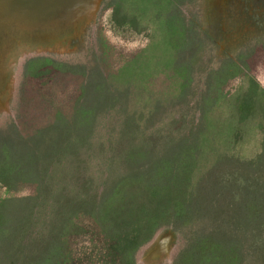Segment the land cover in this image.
Here are the masks:
<instances>
[{
	"label": "rangeland",
	"instance_id": "1",
	"mask_svg": "<svg viewBox=\"0 0 264 264\" xmlns=\"http://www.w3.org/2000/svg\"><path fill=\"white\" fill-rule=\"evenodd\" d=\"M98 5L63 47L35 34L0 58V264H264V131L235 109L264 89V0ZM178 159L201 214L108 236L104 198Z\"/></svg>",
	"mask_w": 264,
	"mask_h": 264
},
{
	"label": "trees",
	"instance_id": "2",
	"mask_svg": "<svg viewBox=\"0 0 264 264\" xmlns=\"http://www.w3.org/2000/svg\"><path fill=\"white\" fill-rule=\"evenodd\" d=\"M237 104L241 108L235 105L236 112L241 113L244 122L245 116L256 106L264 131V89L251 80L249 89L239 95ZM164 168L159 172L152 170L145 177L125 178L104 198L97 220L108 236L139 246L148 242L162 225L180 220L190 223L201 214L199 202L193 203L190 195L193 185L190 173L194 165L178 159L168 161ZM203 240L208 241L209 237L204 235Z\"/></svg>",
	"mask_w": 264,
	"mask_h": 264
},
{
	"label": "bare ground",
	"instance_id": "3",
	"mask_svg": "<svg viewBox=\"0 0 264 264\" xmlns=\"http://www.w3.org/2000/svg\"><path fill=\"white\" fill-rule=\"evenodd\" d=\"M99 1L0 0V58L4 59L15 44L20 45L24 41L33 42L35 34L43 35V41L39 42L42 45L39 48L40 51L63 47L64 42H70L73 32L79 31L92 20ZM4 7L7 10L6 13ZM61 36L65 39H57ZM34 44H37V42H34ZM2 68L3 66L0 64V74ZM5 93L6 88L0 82V104L3 101L2 98L5 97ZM159 241L156 239L153 256L170 255L167 244L159 243Z\"/></svg>",
	"mask_w": 264,
	"mask_h": 264
},
{
	"label": "water",
	"instance_id": "4",
	"mask_svg": "<svg viewBox=\"0 0 264 264\" xmlns=\"http://www.w3.org/2000/svg\"><path fill=\"white\" fill-rule=\"evenodd\" d=\"M101 1V0H100ZM100 1H99V3H100ZM99 6V5H98ZM5 8V7H4ZM98 10V7H97V9H96V11ZM6 8H5V13H6ZM96 11H95V13H96ZM5 13H4V11H3V14L5 15ZM4 15H3V17H4ZM95 15V14H94ZM1 18V17H0Z\"/></svg>",
	"mask_w": 264,
	"mask_h": 264
}]
</instances>
